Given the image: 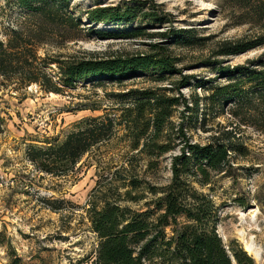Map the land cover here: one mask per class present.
<instances>
[{
  "label": "rangeland",
  "instance_id": "rangeland-1",
  "mask_svg": "<svg viewBox=\"0 0 264 264\" xmlns=\"http://www.w3.org/2000/svg\"><path fill=\"white\" fill-rule=\"evenodd\" d=\"M96 5L137 6L141 16L156 12L160 21L139 17L93 23L79 13ZM70 12L83 25L63 38V31L42 18L28 19L16 0H0V40L7 42L21 31V44L48 63L61 58L164 54L176 60L180 73L162 74L159 81L152 73H138L101 86L79 82L64 87L62 94L45 92L35 84L24 86L20 77H0V264L14 259L19 264H92L99 238L92 228L91 209L99 210L107 201L133 213H155L161 193L154 191L170 183L173 158L188 145H207L214 139H229L240 150L232 153L222 173L211 175L209 185L192 186L211 198L212 220L228 252L242 248L255 264H264V134L206 104L209 90L226 82L222 68L264 62V45L240 54L223 51L226 43L264 34V4L258 0H74ZM95 30L113 36L103 38L92 33ZM136 30H141L138 37L122 35ZM175 30L188 32L195 43H175L169 34ZM49 71L54 77L59 72L53 63ZM133 90L180 100L159 139L170 152L159 157L141 152L148 137L156 138L151 128L138 141L136 136L144 128H135L126 117V109L134 105L128 96ZM91 118L110 119L112 135L68 175L40 172L27 159L29 146L62 142L78 123ZM147 119L150 114H145L143 120ZM166 233L173 235L171 228ZM156 234L153 229L152 236Z\"/></svg>",
  "mask_w": 264,
  "mask_h": 264
},
{
  "label": "trees",
  "instance_id": "trees-1",
  "mask_svg": "<svg viewBox=\"0 0 264 264\" xmlns=\"http://www.w3.org/2000/svg\"><path fill=\"white\" fill-rule=\"evenodd\" d=\"M73 1L16 0L28 12V19L42 18L48 25L63 31V38L83 25L75 17L76 13L70 12ZM258 1L264 4L263 0ZM139 10L137 6L103 8L96 5L79 13L93 23L130 22L139 17L160 21L156 12H146L141 16ZM140 31L122 35L138 37ZM92 33L103 38L113 36L98 30ZM169 34L179 45L195 43V38L186 31L175 30ZM21 39L22 32L19 31L7 42L0 40V77H20L24 86L35 84L48 93L62 94L64 87H74L79 82H93L101 86L106 81L119 82L138 73H152L155 81L163 79L162 74L180 73L175 59L151 53L132 58L52 60L51 63L59 71L54 77L49 71L51 63L33 55L31 48L21 44ZM226 45L223 50L225 55L240 54L264 45V34L255 40ZM221 70L226 82L209 90L206 104L264 134V62H249L247 66ZM128 96L133 98L134 105L126 109V117L135 128H144L136 136L138 141L151 128L156 138L148 137L141 152L151 157L170 152L172 149L168 144L159 142V139L180 100L165 98L148 90H133ZM145 114H150L151 119L143 120ZM113 128L114 123L110 119H85L62 142L44 147L29 146L27 159L40 172L66 176L94 147L109 139ZM226 141L214 139L207 145L191 144L173 158L170 183L154 191L161 193L155 202V213L154 210L133 213L107 201L99 210L92 208V228L99 238L92 264H233L232 259L236 264H255L242 248H231L228 252L212 220L214 206L211 198L192 186L193 183L201 187L209 185L211 175L222 173L230 163L232 153L240 150V146L232 144L229 139ZM180 217H184L185 221L179 222ZM210 222L212 225L209 226ZM168 228L172 229L171 237L166 233ZM153 229L157 233L155 236H152ZM19 263V259L11 262Z\"/></svg>",
  "mask_w": 264,
  "mask_h": 264
},
{
  "label": "bare ground",
  "instance_id": "bare-ground-1",
  "mask_svg": "<svg viewBox=\"0 0 264 264\" xmlns=\"http://www.w3.org/2000/svg\"><path fill=\"white\" fill-rule=\"evenodd\" d=\"M246 250H247L250 254H253V252H254V251L252 252V250L250 249L249 246H248V247L246 246Z\"/></svg>",
  "mask_w": 264,
  "mask_h": 264
}]
</instances>
